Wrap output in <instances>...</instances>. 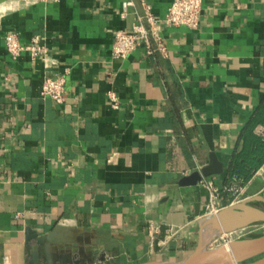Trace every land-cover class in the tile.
Wrapping results in <instances>:
<instances>
[{
  "label": "crops",
  "instance_id": "crops-1",
  "mask_svg": "<svg viewBox=\"0 0 264 264\" xmlns=\"http://www.w3.org/2000/svg\"><path fill=\"white\" fill-rule=\"evenodd\" d=\"M173 1L0 0V264L180 263L209 215L203 181L222 208L264 210V0H203L197 29L162 27L166 56L113 57L145 4L161 20ZM9 34L47 56L13 59ZM49 74L63 105L41 96ZM212 155L223 173L183 186Z\"/></svg>",
  "mask_w": 264,
  "mask_h": 264
},
{
  "label": "built area",
  "instance_id": "built-area-1",
  "mask_svg": "<svg viewBox=\"0 0 264 264\" xmlns=\"http://www.w3.org/2000/svg\"><path fill=\"white\" fill-rule=\"evenodd\" d=\"M58 2L60 0H51ZM132 5L131 2L126 6ZM203 12V0H174L166 16L158 19L153 13L152 8L145 4L144 14L137 16V22L130 30L117 31L114 36L112 54L115 59H125L133 52L143 49L149 56L159 54L166 56L167 47L161 36L163 26L167 28L185 27L195 30L199 27L200 18ZM6 47L13 59H18L21 53L29 51L34 59L45 58L47 50L40 44L23 46L17 34L6 36ZM41 96L50 99L56 104L66 103V76L64 74H49L45 77ZM111 101L117 108V97L111 95ZM264 137V134L261 133ZM202 182V181H201ZM209 191L208 213L210 216L218 215L223 209L220 206L219 191L212 183L202 182ZM207 215V217L209 216ZM181 228L170 227L166 230V238L174 239L181 233ZM162 234V225L156 222L149 223V235L155 241ZM264 235V223H257L245 228H241L222 235L215 242H219L218 247L230 244L231 242L252 239L255 236Z\"/></svg>",
  "mask_w": 264,
  "mask_h": 264
},
{
  "label": "water",
  "instance_id": "water-1",
  "mask_svg": "<svg viewBox=\"0 0 264 264\" xmlns=\"http://www.w3.org/2000/svg\"><path fill=\"white\" fill-rule=\"evenodd\" d=\"M223 173V167L212 155L209 165L182 181L183 186H196L204 178ZM264 223V210L242 202L223 209L218 215L205 217L200 224V239L197 249L186 259L177 264H208L216 259L219 264H264V235L253 239H243L210 249V244L222 235ZM213 226L215 234L205 241V231Z\"/></svg>",
  "mask_w": 264,
  "mask_h": 264
},
{
  "label": "bare ground",
  "instance_id": "bare-ground-1",
  "mask_svg": "<svg viewBox=\"0 0 264 264\" xmlns=\"http://www.w3.org/2000/svg\"><path fill=\"white\" fill-rule=\"evenodd\" d=\"M215 229L213 226H208L205 231V241L209 240L214 234H215ZM208 264H219L216 259H211Z\"/></svg>",
  "mask_w": 264,
  "mask_h": 264
},
{
  "label": "rangeland",
  "instance_id": "rangeland-1",
  "mask_svg": "<svg viewBox=\"0 0 264 264\" xmlns=\"http://www.w3.org/2000/svg\"><path fill=\"white\" fill-rule=\"evenodd\" d=\"M217 247H218V244L215 242V240L209 246L210 249L217 248Z\"/></svg>",
  "mask_w": 264,
  "mask_h": 264
},
{
  "label": "trees",
  "instance_id": "trees-1",
  "mask_svg": "<svg viewBox=\"0 0 264 264\" xmlns=\"http://www.w3.org/2000/svg\"><path fill=\"white\" fill-rule=\"evenodd\" d=\"M261 147L260 148H262L263 149V155H262V157L264 158V140L263 141H261ZM261 156V155H260ZM236 174H238L239 173V171H236L235 172Z\"/></svg>",
  "mask_w": 264,
  "mask_h": 264
}]
</instances>
